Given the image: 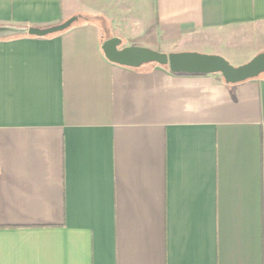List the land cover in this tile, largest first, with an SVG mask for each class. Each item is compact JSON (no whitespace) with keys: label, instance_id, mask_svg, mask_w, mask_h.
<instances>
[{"label":"crops","instance_id":"1","mask_svg":"<svg viewBox=\"0 0 264 264\" xmlns=\"http://www.w3.org/2000/svg\"><path fill=\"white\" fill-rule=\"evenodd\" d=\"M72 17L0 39V264H264V74L101 51L251 58L264 0H0V26Z\"/></svg>","mask_w":264,"mask_h":264},{"label":"water","instance_id":"2","mask_svg":"<svg viewBox=\"0 0 264 264\" xmlns=\"http://www.w3.org/2000/svg\"><path fill=\"white\" fill-rule=\"evenodd\" d=\"M76 21L72 17L63 23L46 28H21L0 26V39L20 36L47 37L63 32ZM104 58L127 68H139L146 64L166 66L175 74H220L227 84H236L264 74V52L258 53L250 61L240 66H232L218 55L196 52L161 53L142 47H122L121 40L110 38L101 45Z\"/></svg>","mask_w":264,"mask_h":264},{"label":"rangeland","instance_id":"3","mask_svg":"<svg viewBox=\"0 0 264 264\" xmlns=\"http://www.w3.org/2000/svg\"><path fill=\"white\" fill-rule=\"evenodd\" d=\"M177 50H180V49H177ZM187 52H192V51H187ZM196 53H198V52H196ZM261 53V52H260ZM258 54V53H257ZM256 54V55H257ZM211 55H214V54H211ZM244 55H246V54H241V56H244ZM250 55V54H249ZM248 55V56H249ZM255 56V55H254ZM253 56V57H254ZM253 57H242V58H240V59H238V60H227V62L229 63V64H231L232 66H240V65H243V64H245V63H247L248 61H250Z\"/></svg>","mask_w":264,"mask_h":264}]
</instances>
